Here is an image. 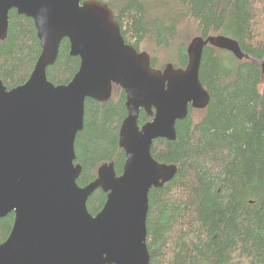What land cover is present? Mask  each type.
Masks as SVG:
<instances>
[{
    "label": "water",
    "instance_id": "1",
    "mask_svg": "<svg viewBox=\"0 0 264 264\" xmlns=\"http://www.w3.org/2000/svg\"><path fill=\"white\" fill-rule=\"evenodd\" d=\"M12 10L34 20L42 52L26 84L8 90L0 80V219L15 213L11 234L0 244V264H150L149 195L178 172L155 160L153 144L175 141L178 122L209 106L200 81L206 47L239 61L249 57L225 36L196 37L186 68L155 69L148 53L126 44L113 11L98 0H0V41L8 38ZM65 39L81 66L68 85L55 86L47 71ZM114 85L127 97L119 137L123 173L104 165L82 188L75 144L85 104L109 102ZM141 110L152 118L142 128ZM98 190L107 202L93 216L87 204Z\"/></svg>",
    "mask_w": 264,
    "mask_h": 264
},
{
    "label": "trees",
    "instance_id": "2",
    "mask_svg": "<svg viewBox=\"0 0 264 264\" xmlns=\"http://www.w3.org/2000/svg\"><path fill=\"white\" fill-rule=\"evenodd\" d=\"M110 7L127 45L150 55L173 54L175 68L188 65L196 37L225 36L249 57L204 50L200 81L211 101L191 110L177 124V139L156 140L152 156L175 165L177 175L149 195L147 247L150 264H264V0H98ZM42 52L33 20L10 12L6 41H0V80L15 89L27 83ZM81 60L70 55L65 39L47 71L55 86L68 85ZM128 116L126 94L115 88L111 101L87 100L84 130L75 150L86 187L99 169L126 163L119 134ZM151 119L141 111L139 125ZM107 195L98 190L88 201L99 214ZM14 214L0 219V244L14 226Z\"/></svg>",
    "mask_w": 264,
    "mask_h": 264
},
{
    "label": "rangeland",
    "instance_id": "3",
    "mask_svg": "<svg viewBox=\"0 0 264 264\" xmlns=\"http://www.w3.org/2000/svg\"><path fill=\"white\" fill-rule=\"evenodd\" d=\"M159 64L158 67L162 68L164 66H166L167 64H173V62L171 61L173 59V54L171 53H165L159 56Z\"/></svg>",
    "mask_w": 264,
    "mask_h": 264
},
{
    "label": "flooded vegetation",
    "instance_id": "4",
    "mask_svg": "<svg viewBox=\"0 0 264 264\" xmlns=\"http://www.w3.org/2000/svg\"><path fill=\"white\" fill-rule=\"evenodd\" d=\"M83 1H86V0H83ZM12 11H16V10H12ZM11 11V12H12ZM17 12V11H16ZM21 16V15H20ZM26 17V16H25ZM28 18V17H27ZM29 19H31V18H29ZM31 20H33V19H31ZM33 22H34V20H33ZM34 24H35V22H34ZM36 27V26H35ZM37 36H38V33H37ZM39 39V38H38ZM40 41V40H39ZM69 41V40H68ZM41 45V44H40ZM39 59V58H38ZM80 59V58H79ZM81 60V59H80ZM38 61V60H37ZM37 63V62H36ZM36 66V65H35ZM165 67V66H164ZM164 67H162V68H158L159 70H162V69H164ZM178 69H180V68H178ZM34 71V70H33ZM115 88H120L119 86H116V85H114V87H113V93H114V90H115ZM123 92H124V90L122 89V88H120ZM125 93V92H124ZM126 94V93H125ZM112 97H113V95H112ZM112 99V98H111ZM111 101V100H110ZM87 102V101H86ZM99 103V102H98ZM108 103V102H107ZM126 103H127V97H126ZM101 104H106V103H101ZM127 108V107H126ZM141 111H144V110H141ZM127 112H128V110H127ZM145 112V111H144ZM141 113V112H140ZM146 113V112H145ZM147 114V113H146ZM148 115V114H147ZM140 117V116H139ZM148 117H149V115H148ZM151 120L149 121V122H151L152 121V118L151 117H149ZM126 120V119H125ZM148 122V123H149ZM124 123V122H123ZM138 124H139V122H138ZM147 124V123H146ZM145 125V124H144ZM143 125V126H144ZM140 126V125H139ZM143 126H140L141 128L143 127ZM119 137H120V134H119ZM124 169V168H123ZM123 173V172H122ZM118 175V174H117ZM107 195V194H106ZM11 214H14V216H15V213H11ZM15 221V220H14ZM11 234V233H10ZM10 236V235H9ZM9 238V237H8Z\"/></svg>",
    "mask_w": 264,
    "mask_h": 264
}]
</instances>
